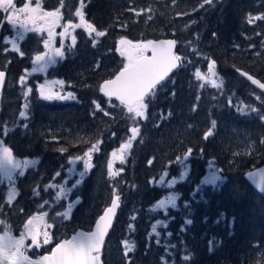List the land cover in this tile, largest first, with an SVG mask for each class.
<instances>
[{
    "label": "trees",
    "instance_id": "trees-1",
    "mask_svg": "<svg viewBox=\"0 0 264 264\" xmlns=\"http://www.w3.org/2000/svg\"><path fill=\"white\" fill-rule=\"evenodd\" d=\"M49 1L44 8L56 11L61 5L68 15L77 0H52L47 5ZM82 1L84 20L105 34L94 44L76 33L73 47L49 72L71 83L75 100L44 102L33 84H21L35 50L24 51L22 57H1L0 51L7 75L0 95V140L13 156L40 162L16 178L18 195L9 207L0 183V221L16 231L29 216L46 214L36 192L45 195L43 189L50 182L67 184L79 168L70 166L69 159L99 141L91 155L92 167L72 188L69 218L62 215L69 206L54 216V222L61 223L56 237L75 228L88 229L115 190L120 206L100 254L102 264H264V194L255 193L243 179L245 172L264 164V97L236 72L264 83V20H246L249 15H264V0ZM122 38L132 43L172 38L183 58L156 95L148 98L146 118L133 119L134 114L98 90L101 81L127 62L117 51ZM189 46L193 48L186 51ZM200 52L215 62L221 87H206L193 75L203 68ZM29 88L32 91L25 98ZM230 100H238L248 110L236 112ZM26 102L27 119H21ZM133 127L139 133L124 161L118 167L112 164L117 175L110 177L107 161L113 150L129 141ZM210 129L213 134L205 139ZM189 148L187 173L169 187L178 195L176 207L151 212L150 206L169 189L159 180L165 173L178 177L181 169L176 161ZM209 162L223 178L219 186L201 185ZM186 220L192 223L185 225ZM155 221L163 222L159 236L150 234ZM127 224L132 225L130 242L135 250L125 255L120 242Z\"/></svg>",
    "mask_w": 264,
    "mask_h": 264
},
{
    "label": "snow or ice",
    "instance_id": "snow-or-ice-1",
    "mask_svg": "<svg viewBox=\"0 0 264 264\" xmlns=\"http://www.w3.org/2000/svg\"><path fill=\"white\" fill-rule=\"evenodd\" d=\"M175 3V0H173ZM206 4H211L212 0H204ZM83 7V5H82ZM0 9L10 13L7 17L8 22L11 23L14 27L19 24V36L23 39V33L27 31H48V39L44 41V47L47 50L45 53H38L33 59L34 64H39V67H34L32 69L35 71H43L48 65L55 64L57 62L56 57L63 58L64 52L61 50L63 47V40L61 41V48H52L51 41L54 35L53 29L56 27L57 23L60 20L59 9L54 12H44L41 9L39 0H36V6L31 7L29 3H24L23 7L16 8L14 0H0ZM20 14H24L25 19H20ZM76 15L80 17V24H67L64 26V32L60 33V36L63 37L68 33L69 28H79L83 27L86 31L96 32L95 28L91 24H88L84 20V14L81 9H77ZM151 18V17H149ZM264 20V15H259L249 20V23H252V20ZM38 21H43L42 24H38ZM29 24L32 25L29 28ZM104 32H96L97 36H103ZM215 35V33L213 34ZM8 43H11V51L19 52L21 56L24 53L20 50L15 40H9ZM72 43L75 44V37H72ZM95 44V41L93 42ZM120 45H127V47L117 48V51L120 52L121 56L126 57L127 63L124 64L123 69L115 77L114 80H107L100 86V91L104 93L105 96L109 98L115 97L120 101L122 105L127 108V112L134 114L133 119L136 117L146 118L145 109L148 106L150 100L149 97H154L159 87H163V83L168 77L172 69L178 67V62L180 57L176 56L172 52V48L175 46V40L161 41L159 43H154L153 41H147L146 43L132 44L131 41L121 39L119 41ZM238 47V45H237ZM151 50L152 55L147 56L145 53ZM8 51V49H5ZM217 74L215 72V62L209 61L208 63V75H202L199 70L196 71L195 76L197 79L202 81H207L212 84L213 87H221L222 81L216 83V80L213 79ZM242 75H246L242 73ZM26 77L21 76L20 82L24 84ZM249 80H252L253 84H257L260 88L264 89V84H260L257 80H254L251 76H248ZM5 83V72L0 71V87ZM58 85L63 86L64 81H55L52 82ZM38 90L42 99L45 100H75L76 96L72 92H67L64 95H61L60 92H53L49 85H39ZM32 91L29 88L27 91H24L23 95L25 98L29 96V93ZM174 95V93H173ZM95 103V101H93ZM24 110L20 111L19 115L21 118L27 119V110L29 108L28 103L26 102L23 106ZM99 109V105H97ZM252 111H256L252 109ZM105 115H108L106 112ZM215 121H212V127L215 128ZM27 127V125H25ZM5 132L9 129L5 128ZM132 137L125 144L120 146L119 152L120 156H117L116 152H113V157L118 158L121 162L124 161L123 153L132 147L131 141L136 139L139 128L133 127L131 129ZM212 130L210 129L205 133V139L211 136ZM264 143V141H261ZM99 144V141H97ZM97 144L92 145V149L89 152H85L84 156L87 159H84V171L80 173L81 179L76 180L72 185V188L77 187L83 177L87 174L88 170L92 167L91 164V151L98 150ZM62 151H64L62 149ZM192 149H188V153L185 156L187 159L188 155H191ZM82 157H75L70 160V163H75L76 160H81ZM179 159V158H178ZM38 163L37 160H18L13 157L11 149L0 140V177H7L9 181L12 180V173L18 172L19 176L24 175V169L35 166ZM151 164V161H149ZM209 167H212V162H209ZM109 176L115 177L116 172L112 170V161H109L108 164ZM57 176L60 175L59 172L56 173ZM167 175V173H165ZM184 173H181V179H183ZM164 177H161V182H163ZM223 183V178L221 176L212 174L211 178L207 181L209 183L217 184V182ZM175 183V180L170 181L169 185ZM59 187V192H57V198L65 196L67 191L63 185H54L50 184L46 186L48 188H57ZM38 195L39 193L36 192ZM18 195L14 187L9 189L8 192V203L12 202V199ZM176 197H169L167 203L176 207L175 204ZM47 203V202H45ZM120 206V196L116 194L115 190L113 191V198L111 201V206L105 209L104 215H102L97 221L96 231L86 233L80 232L73 236L70 240H64L61 243H58L55 248L52 249L50 255H45L37 260H32L26 255V246L25 238L26 235L30 236L32 244L39 247L37 240L39 224L34 223V221L39 220L43 221V218L46 214L42 213L39 217L30 218L25 224L26 234H22L19 239L13 237L9 232H5L4 235L0 236V260L7 261L8 264H99L101 251V245L104 242V237L107 234L108 228L111 226L112 217L115 216L118 207ZM165 206V201L161 200L153 210L163 208ZM187 206V205H186ZM72 205H69V211L63 213L64 217L69 218V212ZM132 220H135L136 217L132 216ZM101 222H104L103 225ZM3 221H0L2 224ZM159 223V222H157ZM191 220H186L185 225L191 224ZM46 228H51L52 225L45 223ZM164 227H167V224H164ZM129 228H132V225H129ZM181 231H184V226H182ZM152 232L157 236L160 234L157 232V227L154 224L152 227ZM170 236L171 233H168ZM44 244L49 243V234L44 232ZM211 243H214L211 242ZM125 245V255L135 250V246L132 243L124 242ZM212 248H210V251ZM185 260L188 257H184Z\"/></svg>",
    "mask_w": 264,
    "mask_h": 264
},
{
    "label": "rangeland",
    "instance_id": "rangeland-1",
    "mask_svg": "<svg viewBox=\"0 0 264 264\" xmlns=\"http://www.w3.org/2000/svg\"><path fill=\"white\" fill-rule=\"evenodd\" d=\"M19 1H20V4L18 2L17 3L14 2V4H15L17 9L23 7L24 3H29V5L31 7H35L36 6V0H19ZM45 1H47V0H39L42 11H44V12H54V10H52L51 8L50 9L44 8L43 5L45 4ZM51 1L47 2V5ZM212 1L215 2V3H219L222 0H212ZM64 3H66V2H62V4H64ZM75 4H76V7L71 12H68V15L64 14V12H63L64 9H62L61 5H60V7H58L60 20L57 23L56 27L53 29L54 35H53L52 41H51L52 48H61V41L63 40V47L61 48V50L64 52V55H65V52L67 50L71 49L73 47V45H74L72 43V37L73 36L75 37V42H76V33L80 32V33L85 34V36L89 37L93 42L98 37H100V36L96 35V32H98V31L89 32V31H86L85 28H83V27L69 28L68 29V33L69 34H67V35H65L63 37L60 36V33L64 32V30H65V28H64L65 25H67L69 23L76 25V24H80V22H81L80 21V17L76 15V11H77V9H81L82 10L83 1L82 0H77ZM2 10L3 9H0V13H1ZM249 16L246 17L247 21H249L250 18H251ZM20 19L21 20L25 19L24 14H20ZM42 23H43V21H38V24H42ZM28 26H29V28L32 27L31 24H29ZM48 38H49L48 37V31L47 30H43V31H27V32H24L23 33V39H21L20 36H19V24H17L14 27L11 23L8 22V19L5 18L3 20V24H2V26L0 28V48H2V49H0L1 57H6L7 55L8 56L14 55V56H17V57H22L19 54V52L11 51L12 45H11V43L7 42L9 40H15L17 45H18V47L20 48V50H22L23 53H24V51L35 50L34 53L31 56L30 60L28 61L27 69H25L23 71V74H22V76L26 77L25 81H27V83L33 84V86H35V88H37L36 95L39 97L40 100H43L44 102H53V101H55V102H70L72 100H45V99H42L41 96H40V93H39V90H38V86L39 85H46L47 84V85L50 86L51 91L60 92L61 95H64L67 92H70L69 90L71 88V83L70 82H67L66 80H63V79L57 77L58 76L57 72L52 73V75L49 74L50 70L53 69L52 67H54L59 61H61L64 58V56H63V58L56 57L57 62L55 64L48 65L43 71H35V72L32 71V69L34 67H37V68L39 67V64H34L33 63V59H34L35 55H37L38 53H45L47 51L45 49V47H44V41L47 40ZM132 44H138V43H132ZM119 47L123 48V47H127V45H119ZM192 48H193L192 46H189V47H187L186 51L187 50H191ZM5 49H8V51H5ZM118 53L120 55L119 51H118ZM177 56L180 57V62H181V60H183L182 55L177 53ZM197 56L203 61L202 62V67L203 68L201 70H199V71L201 72L202 75L207 76L208 75V63H209L210 60H206V58L204 57V55L201 52L199 54H197ZM1 57H0V67H3L5 62H4V60ZM121 57H123L127 61L126 57H124V56H121ZM184 59L188 60L189 58L185 56ZM196 71L197 70H195L194 73H193L194 76H195ZM213 79L216 80V83H219V76L218 75L213 77ZM197 80H199V79H197ZM55 81H64V84H63V86H61V85L52 83V82H55ZM199 82L202 85L206 86V87H213L212 84L207 82V81L199 80ZM229 102H230L231 105H233L235 111L238 112V113H243V112L248 110L238 100L234 101V102H231V100H230ZM23 106L24 105H22V107H21V111L24 110ZM19 117H20V115H19ZM21 119H24V118H21ZM90 149H92V147ZM90 149L88 151H86V152H89ZM119 149H120V147H118L115 150H113V152L117 153V156L121 155V153L119 152ZM93 151L94 150L91 151V155L93 154ZM84 153L78 155L79 157H82L83 159L76 160L75 163H70L69 162L70 166H72L74 164V165H77L79 168H76L75 171L71 174V177L68 180L67 184H65V183L57 184V183H53V182H50L48 184V185H50V184L63 185L66 189H70V191H67L65 196H61L59 199L57 198V192H59V190H60L59 187H57V188H48L47 190H45L46 189V187H45L43 189V192L45 193V195H42V196L39 195V194L35 195V197H38V199H39L38 200L39 207L40 208L45 207L46 217H45L44 225L46 223L48 225H52V227L50 229L47 228L46 231H45V232H48V234H49V243L48 244H44L43 243L44 238H45L44 237V232H41L39 230V228H38V230L40 232V235L37 237V240H38V243H39V247H37L36 245H33L30 236L26 235L24 243H25V246H26V255L29 258H33V257L38 256L40 253L45 251L50 246V244H52L54 242L53 236L56 237V231L59 229V227H61V223L54 222V220H56L55 214L59 210H61V208L63 206H69L71 204V202H72V199H71V194L73 192L72 185L76 182V180L81 179L80 173L84 171V162L83 161H84V159H87V157L84 156ZM78 156H76V157H78ZM123 156H124V158H126V156H127L126 151L123 153ZM13 157L15 159H18V160L28 159V160H37L38 161V163L35 166H30V167L24 169V172L27 171L28 169H33L34 167H36L40 163L38 158L30 159V158H22V157H15V156H13ZM74 158L75 157L69 159V161L74 159ZM110 160L112 161V164L115 167H118L119 164L121 163V160L118 159V158H114L113 155H111V158L108 159L107 162H109ZM186 161H187V159H185V156L180 158V159H178L176 161V164L181 169V171L179 172V175H178V177L176 179L172 178L171 175H169L167 177L165 175L162 176V177H164V180L166 179V181L163 180V182H160L163 187L169 188L170 187V185H169L170 181L175 180V182H176V181L181 180V178H180L181 177V173H184V175L187 173V163H186ZM213 173L218 175L217 171L213 167H209V164H208L207 172H206L205 177L201 181V185H209V186L214 185L213 183L207 182L211 178ZM17 177H19L18 172H13L12 173V180L11 181H9L7 179V177H0V183H2V186H3L4 200H5V202L7 204H11L12 203V202L8 203V192H9L10 188H12V187L15 188V182H16V178ZM159 181H161V179ZM157 185H158V183H157ZM196 189H197V187L195 188L194 192L196 191ZM47 195H50V196L46 197ZM16 196L12 199V201L16 198ZM172 196H175L176 198L178 197V195H173L171 193L170 188H169L168 190H166V192L164 193L163 197L157 203L154 202L153 205L150 206L149 210L151 212H154V213H156L158 211H160L161 213H164L168 208L171 207V205L167 203V200H168L169 197H172ZM44 197H46V198H44ZM42 198H44V199H42ZM46 199H47V201H45ZM161 200L165 201V206L163 208H159V209L153 210L155 208V206ZM45 202H47V203H45ZM85 213L87 214L86 211H85ZM39 216H40L39 214H36V216H34V217H39ZM48 216H49V218L47 219ZM32 217L33 216H29L28 218H32ZM37 221L38 220L34 221V223L38 224ZM157 222H159V223H157ZM154 224L156 225V227L158 229L159 227H162L163 222L155 221V222H153L151 224L150 234H152V235H155V233L152 232V227H153ZM129 225L130 224H127V226L125 228V235H124L125 238L123 237L121 242H120V247L122 248V250L124 252H125L124 242L127 241L128 243H131L130 242V240H131L130 239V234H131V229L132 228L130 229ZM63 227H65V226H62V228ZM44 230H45V228H43V231ZM61 230H64V229H61ZM5 232H9L11 235H14L13 232L9 231L8 227L6 226V224L2 223V224H0V236L4 235ZM22 234H26L25 227L22 229L21 235ZM58 236L60 237V235H58Z\"/></svg>",
    "mask_w": 264,
    "mask_h": 264
},
{
    "label": "water",
    "instance_id": "water-1",
    "mask_svg": "<svg viewBox=\"0 0 264 264\" xmlns=\"http://www.w3.org/2000/svg\"><path fill=\"white\" fill-rule=\"evenodd\" d=\"M167 40H174V39H172V38H158V39H154V40H151V41H153L154 43H159V42H161V41H167ZM172 52H173V54H175L176 55V44H175V46L172 48ZM147 56H151L152 55V53H151V50H149L148 52H146L145 53ZM178 65H179V62H178ZM124 66V65H123ZM123 66H121L120 68H118L109 78H107V79H105V80H103V81H101L100 83H99V86H98V89H99V91H100V86L105 82V81H107V80H114L115 79V77L120 73V71L123 69ZM178 67H176V68H174V69H172V71L169 73V75H168V77H170L175 71H176V69H177ZM236 72H237V74L241 77V78H243L254 90H256L258 93H260L262 96H264V89H262V88H260L257 84H253L252 83V80H249L248 79V76H251V75H249L248 73H245V72H242V71H239V70H236ZM242 73H245L246 75H242ZM168 77H166V78H168ZM254 80H257L260 84H264V83H262L261 81H259L257 78H255V77H253V76H251ZM5 79H6V74H5ZM3 86H4V84H3ZM3 86L2 87H0V93H1V91H2V88H3ZM100 94L105 98V99H107V100H109V101H113V102H116V103H119L120 105H122L121 103H120V101L119 100H117L115 97H111V98H109L108 96H105L104 95V93H102L101 91H100ZM123 107H125L124 105H122ZM243 179L245 180V182L255 191V193H257V194H264V164H262V165H260V166H257V167H255V168H252L251 170H248L247 172H245L244 174H243ZM111 201H112V198L110 199V201H109V203H108V205L107 206H105L102 210H101V212L97 215V217L95 218V220H94V222H93V224H92V226L90 227V229L89 230H81V229H76L73 233H71L67 238H65V239H60L58 242H56L51 248H50V250H49V252H47V253H44V254H42V255H40L37 259H39V258H41V257H43V256H45V255H50L51 254V252H52V249L53 248H55L56 247V245L58 244V243H61L62 241H64V240H70L73 236H75L77 233H80V232H86V233H90V232H93V231H96V225H97V221L99 220V218L102 216V215H104V212H105V209L106 208H108V207H110L111 206ZM116 213H117V211H116ZM115 216H116V214H115ZM115 216L114 217H112V223H111V226L108 228V231H107V234L105 235V237H104V241H105V239H106V237H107V235H108V233H109V231H110V229H111V227H112V224H113V221H114V219H115ZM28 221V220H27ZM27 221H26V223H27ZM25 223V224H26ZM103 223L104 222H101V224L103 225ZM103 245H104V242H103V244L101 245V251H102V248H103ZM100 251V252H101ZM37 259H33V260H37ZM99 264H101V262H99Z\"/></svg>",
    "mask_w": 264,
    "mask_h": 264
},
{
    "label": "flooded vegetation",
    "instance_id": "flooded-vegetation-1",
    "mask_svg": "<svg viewBox=\"0 0 264 264\" xmlns=\"http://www.w3.org/2000/svg\"><path fill=\"white\" fill-rule=\"evenodd\" d=\"M14 2H18L19 4H20V1L19 0H14ZM9 13H10V10L8 11V12H6V11H4V10H2L1 11V13H0V28H1V26H2V24H3V20L5 19V18H7L8 17V15H9ZM15 200V199H14ZM12 201V203L11 204H7L6 202H5V200H4V203L7 205V207H9L10 205H12V204H14V202L15 201ZM34 216H36V215H33V217ZM45 217V216H44ZM44 218H43V221H37L38 222V224H39V230L41 231V232H45L46 231V227L44 226ZM25 227V222H24V220L22 221V224L21 225H19L18 226V228H17V230L16 231H14V230H11L10 228H9V231H11V232H13L14 233V235H12L13 237H15V238H17V239H19L20 238V236H21V232H22V229ZM43 228H45V230L43 231ZM38 230V231H39ZM40 233V232H39ZM40 235V234H39ZM38 235V236H39ZM51 246V245H50ZM48 250H49V248H48ZM47 250V251H48ZM47 251H45V252H47ZM30 259H33V258H30ZM0 264H8V262L7 261H4V260H0Z\"/></svg>",
    "mask_w": 264,
    "mask_h": 264
}]
</instances>
